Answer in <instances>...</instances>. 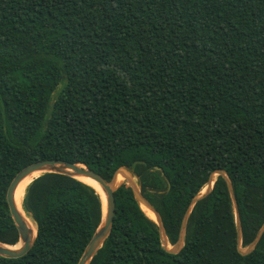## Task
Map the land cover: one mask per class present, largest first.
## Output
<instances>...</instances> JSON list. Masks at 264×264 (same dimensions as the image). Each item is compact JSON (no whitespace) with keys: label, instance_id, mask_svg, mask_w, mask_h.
Segmentation results:
<instances>
[{"label":"trees","instance_id":"16d2710c","mask_svg":"<svg viewBox=\"0 0 264 264\" xmlns=\"http://www.w3.org/2000/svg\"><path fill=\"white\" fill-rule=\"evenodd\" d=\"M46 159L129 171L171 246L222 170L248 246L264 224V0H0V242L19 241L10 183ZM114 196L90 264H264V233L239 251L220 175L175 253L127 182ZM22 207L36 239L0 264H77L103 218L100 193L60 173L34 179Z\"/></svg>","mask_w":264,"mask_h":264},{"label":"water","instance_id":"95a60500","mask_svg":"<svg viewBox=\"0 0 264 264\" xmlns=\"http://www.w3.org/2000/svg\"><path fill=\"white\" fill-rule=\"evenodd\" d=\"M49 172L69 175L80 181H82L81 178L90 179L94 181L98 186H100V188L103 190L106 196L105 201H103L102 221L99 227L97 228V230L95 231L90 242L86 246L82 256L80 257L77 263V264H90L91 260L93 259L95 254L98 252V250L102 247V245L104 244L105 240L107 239V237L109 236L112 230L114 216L116 212V201H115L114 191L120 186L118 185L117 187H115L116 181H117L116 177L118 173L114 175L111 180H106L99 173L88 168L84 164L73 163V162H69V161H65L61 159H46V160H40V161L31 163L28 166L21 169L13 178L7 190V203H8L10 215L18 231V235H19L18 242H20L21 246L19 248H12L14 245H9V244L0 242V255L10 257V258L20 257V256L25 255L30 250V248L33 246L37 233L34 230V228H32L28 224L22 211L18 209L15 199H14V193L18 185L28 176H31L34 173H41L40 175H42L44 173H49ZM215 175L216 176L220 175L224 178L229 194H230V197H231V200H232V203H233L239 251L241 254H244V255L249 254L255 248L256 244L258 243L259 239L264 233V224L258 231L255 239L246 247V249L241 250L240 245H241L242 227H241V221H240V216H239L238 204H237V200L235 197V192H234V188L231 183V180L229 179L228 175L222 170L215 171L209 178V181L207 184L208 186L206 187L205 192L201 191L198 194V196L193 198L183 218L182 227L179 233V238L177 242L172 246V248H168L166 245L167 240L164 235L163 223H162L159 213L149 203V201L144 197L143 193L138 188L136 182L132 178L126 176L127 177L126 180H128V184L135 192L138 200L146 204L156 214L157 221L155 222L159 227V232L161 234L163 244L164 246H166V249L168 251L175 253L181 249L182 244H183L184 233H185V229H186V225H187V221H188V217L191 212V209L201 198L206 196L210 192V190L213 188ZM166 180L168 183V190H169L170 182L168 181V179ZM92 187L95 188L94 186Z\"/></svg>","mask_w":264,"mask_h":264},{"label":"bare ground","instance_id":"6f19581e","mask_svg":"<svg viewBox=\"0 0 264 264\" xmlns=\"http://www.w3.org/2000/svg\"><path fill=\"white\" fill-rule=\"evenodd\" d=\"M41 173H34L33 175L31 176H28L27 178H25L19 185L18 187L16 188L15 190V193H14V199H15V202H16V205L18 207V209L20 211H22L26 221L28 222V224L34 228V230L36 229V226H35V223L32 221V219L24 212L23 210V207H22V204H23V200H24V197H25V193H26V189L28 187V185L34 180L36 179L37 177L40 176ZM126 176V175H125ZM125 176L121 177L120 179H118L116 181V186H118L120 183H122L123 181H121ZM216 177V175H215ZM214 177V178H215ZM82 181L94 186L97 191L101 194L102 198H103V201H105V194L103 192V190L100 188V186H98L94 181L90 180V179H87V178H81ZM125 183V182H123ZM128 184V183H127ZM208 185H206L203 189H202V192H205L206 190V187ZM144 211L146 212L147 216L154 220V221H157L155 218H153L145 208H143ZM36 231V230H35ZM21 246L20 242H18L16 245H14L12 248H19Z\"/></svg>","mask_w":264,"mask_h":264},{"label":"rangeland","instance_id":"374dc122","mask_svg":"<svg viewBox=\"0 0 264 264\" xmlns=\"http://www.w3.org/2000/svg\"><path fill=\"white\" fill-rule=\"evenodd\" d=\"M118 173H120V174H124V175H126V176L132 178V179L135 181V179L133 178V175H132L129 171H127V170H121V171H119ZM126 176L123 178V180L125 179L123 182H127V183H128V180H126V179H127ZM123 182H122V183H123ZM135 182H136V181H135ZM122 183H120V184H122ZM120 184H119V185H120ZM136 184H137V183H136ZM115 187H117V186L115 185ZM138 188H139V187H138ZM141 203H142L143 207L146 209L145 204H144L143 202H141ZM167 244L170 246V248H172V246H171L169 243H167ZM246 247H247V246H246ZM246 247L243 246V247H240V249H241V250H244V249H246Z\"/></svg>","mask_w":264,"mask_h":264}]
</instances>
